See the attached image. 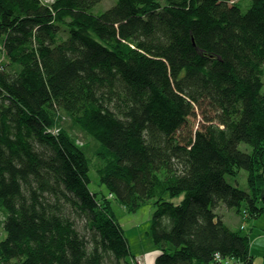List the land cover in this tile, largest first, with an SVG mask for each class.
Segmentation results:
<instances>
[{
    "label": "trees",
    "instance_id": "16d2710c",
    "mask_svg": "<svg viewBox=\"0 0 264 264\" xmlns=\"http://www.w3.org/2000/svg\"><path fill=\"white\" fill-rule=\"evenodd\" d=\"M102 1L0 0V264H137L112 200L155 264H252L217 210H264V0Z\"/></svg>",
    "mask_w": 264,
    "mask_h": 264
},
{
    "label": "rangeland",
    "instance_id": "374dc122",
    "mask_svg": "<svg viewBox=\"0 0 264 264\" xmlns=\"http://www.w3.org/2000/svg\"><path fill=\"white\" fill-rule=\"evenodd\" d=\"M117 2L118 0H104L95 5L91 11L93 14L100 15L104 13V11L114 7ZM232 2H241L242 8L245 11L250 7V0H232ZM193 124L195 126L197 122L196 124L195 122H193ZM78 133L79 132L77 131L76 134L77 136L79 135L80 145H85L83 146V149L85 148L88 153V157L94 160L95 144L93 140L85 138ZM248 146L249 145L242 144L241 149L246 150ZM249 148L251 147L249 146ZM89 172L91 179L90 189L98 194L97 196L99 199H101L102 196L110 197L107 188L99 180V174L97 170L92 165ZM248 177L249 175L247 171L240 169V172L236 175L228 176L227 182L235 187L248 191ZM182 196L183 195H181L177 199H174V202H181L183 198ZM153 202L154 201L150 200L140 210L136 211L135 213H130L120 203L112 200L113 209L117 216V221L122 227L123 235L127 238L128 243L131 246V255L137 264H141L139 262V259L137 258V254L146 255L147 252L150 253L154 248L157 249L156 245L153 248V246H151L150 244V242L152 243L153 241V237L151 234V220L154 213L153 211L155 209ZM246 204L247 202H242L241 209H237V211L233 208L229 209L225 204L221 203L218 207L217 213L219 214L220 218L224 220L225 223H227L229 228L234 230L237 229L240 233L248 234L250 236V240L252 241L250 249L253 258L252 264H264V210L259 216H251L249 213H247ZM257 205L258 207L264 206V200L257 203ZM2 221L3 214L0 211V241L6 238V233L5 230H3ZM137 247L141 248V250H138L139 248L137 249ZM223 264H241V262L235 259H228V263Z\"/></svg>",
    "mask_w": 264,
    "mask_h": 264
},
{
    "label": "crops",
    "instance_id": "0c3cea01",
    "mask_svg": "<svg viewBox=\"0 0 264 264\" xmlns=\"http://www.w3.org/2000/svg\"><path fill=\"white\" fill-rule=\"evenodd\" d=\"M138 225V224H137ZM136 225V226H137ZM142 242V241H141ZM150 244H151V246H153V248H154V246H155V244H153V241H152V243L150 242ZM139 247H137V249H138ZM138 250H141V248H139ZM159 253H158V249H153L150 253H146V255H138L137 254V258L139 259V262L141 263V264H155V261H156V259L158 258V255ZM146 256V257H145Z\"/></svg>",
    "mask_w": 264,
    "mask_h": 264
},
{
    "label": "bare ground",
    "instance_id": "6f19581e",
    "mask_svg": "<svg viewBox=\"0 0 264 264\" xmlns=\"http://www.w3.org/2000/svg\"><path fill=\"white\" fill-rule=\"evenodd\" d=\"M227 224V223H226ZM231 229V228H230ZM234 230V229H231ZM234 231H239V230H234ZM214 264H223V263H228V259H222L221 256H216L215 261L213 262Z\"/></svg>",
    "mask_w": 264,
    "mask_h": 264
},
{
    "label": "built area",
    "instance_id": "2783aa9c",
    "mask_svg": "<svg viewBox=\"0 0 264 264\" xmlns=\"http://www.w3.org/2000/svg\"><path fill=\"white\" fill-rule=\"evenodd\" d=\"M220 257V256H219Z\"/></svg>",
    "mask_w": 264,
    "mask_h": 264
}]
</instances>
